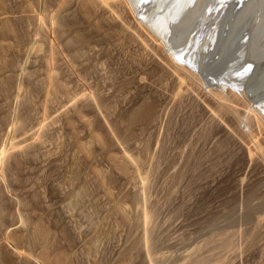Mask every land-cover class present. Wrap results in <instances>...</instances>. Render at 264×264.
Returning <instances> with one entry per match:
<instances>
[{"label": "rangeland", "instance_id": "1", "mask_svg": "<svg viewBox=\"0 0 264 264\" xmlns=\"http://www.w3.org/2000/svg\"><path fill=\"white\" fill-rule=\"evenodd\" d=\"M64 1V28L55 33L45 18L24 42L19 7L0 16L4 264H64L60 255L67 264H264V182L245 154L251 139L209 131L172 103L158 128L130 122L145 97L158 111L172 97L162 46L124 0H91L88 17L78 0Z\"/></svg>", "mask_w": 264, "mask_h": 264}, {"label": "bare ground", "instance_id": "2", "mask_svg": "<svg viewBox=\"0 0 264 264\" xmlns=\"http://www.w3.org/2000/svg\"><path fill=\"white\" fill-rule=\"evenodd\" d=\"M17 1L16 3V0H0V16L3 17L11 13L15 5L19 7L20 13L24 14V17L22 14L17 17V19L21 17L17 22L21 29L20 35L22 36L23 42L27 40V30L31 29V31H37L38 21L45 23L46 18L47 23L55 33L59 32V29L64 28V24L69 22V12L67 13V11H65L66 8L64 9L66 3L64 0ZM124 1L131 11L139 16L140 19L137 20V22L141 25L140 27L148 31L152 35L151 37H154L160 43V46H162L160 50L164 54V64L172 70V74L164 72L166 73L165 75L169 78L174 75L173 91H171L172 97H168L169 102L164 101L163 107L160 106L161 110L158 111L156 104L157 100H155V98L145 97L144 100L142 99L143 102L139 110L136 108L137 110L135 109V112L132 111L134 114L132 115L131 113L132 120L129 119L130 122L135 119L137 121V117H141L143 118L142 121H150L155 125V121L156 123L157 121L161 122L166 117L169 103L170 105L171 103L177 104L179 108L186 105L188 109L189 107L191 108L190 110L193 113H197L201 116L202 120L207 123V129L210 128L209 131L211 128L214 129L216 125L220 127L222 131H225V135L227 134V136L236 133L251 139L253 145L245 148V154L250 164H260L262 166L261 181L264 182V148L261 146L260 140H257L258 138L260 139L259 136L262 132L264 133V0ZM78 2L80 6L79 9L83 11L81 14L84 13L86 16V14H91V7L94 9L91 4L97 1L94 0V2L92 1L91 3V0H78L77 5ZM97 4L95 5L94 3V6H97ZM25 14L27 17H25ZM88 15L86 17H88ZM82 16L85 17L84 15ZM5 23L7 24V22ZM67 26H69V24ZM3 27L6 30L10 28L9 25ZM156 28L168 39L159 34ZM64 30L63 32L66 33V29ZM1 32L2 29L0 34ZM3 33L5 34V32ZM5 38L6 37H4V39ZM82 42H80V44ZM159 43L157 44L159 45ZM80 44H78L79 46H77V48L81 47ZM102 57L100 56V60L104 58ZM227 58L229 62L231 61L241 66L246 74L245 78L235 80L233 74L227 70L228 67L234 68V64L229 65ZM97 59L98 57L96 60ZM163 76L164 75H162V78ZM189 79L191 82H189ZM257 85L258 87L262 86V90L258 89ZM238 100L242 102V105H240L241 108L237 107V105H239ZM191 111L190 113H192ZM168 116H170V113L167 115L165 123H167L169 119ZM218 117L224 122L223 124L218 120ZM163 123L164 121L162 124ZM242 123L245 124L244 131L240 128V124ZM158 125L160 127V124ZM146 127H148V125H146ZM162 129H157L155 131L157 132L159 130L157 132V134H159ZM97 137H99V135ZM157 137L155 140L159 139ZM100 138L97 139L100 140ZM151 140L154 141V136ZM149 142L151 143V141ZM155 143L156 144L153 143V150L154 145L158 147V142L156 141ZM146 148H148V146ZM146 148L145 150H147ZM149 148L148 149L151 150L150 144ZM91 150L92 149H90V151ZM149 150H147L148 154ZM156 153H152L153 156ZM92 156H94V154H92ZM157 161L155 160V165ZM162 161L163 159L161 163ZM158 163H160V160ZM137 164L136 162V166ZM119 172L121 171L119 170ZM99 178L101 177L99 176L98 179ZM44 257H47L46 253ZM58 260H65L64 264L69 262L68 257L65 255H60ZM57 263L59 262L57 261ZM0 264H4V259L2 257H0Z\"/></svg>", "mask_w": 264, "mask_h": 264}]
</instances>
